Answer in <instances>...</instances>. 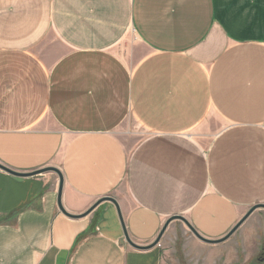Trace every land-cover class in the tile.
<instances>
[{"label":"crops","instance_id":"crops-1","mask_svg":"<svg viewBox=\"0 0 264 264\" xmlns=\"http://www.w3.org/2000/svg\"><path fill=\"white\" fill-rule=\"evenodd\" d=\"M0 164V264H264L189 226L264 203V0H0Z\"/></svg>","mask_w":264,"mask_h":264},{"label":"rangeland","instance_id":"rangeland-1","mask_svg":"<svg viewBox=\"0 0 264 264\" xmlns=\"http://www.w3.org/2000/svg\"><path fill=\"white\" fill-rule=\"evenodd\" d=\"M124 49L127 56L124 59L131 65H135L145 52V48L136 41L135 37H130L125 43ZM118 135L126 143L128 149L134 148L138 141H140L145 134L133 121L127 119L126 122L118 129ZM260 212H264V207L257 208Z\"/></svg>","mask_w":264,"mask_h":264},{"label":"water","instance_id":"water-1","mask_svg":"<svg viewBox=\"0 0 264 264\" xmlns=\"http://www.w3.org/2000/svg\"><path fill=\"white\" fill-rule=\"evenodd\" d=\"M0 167L1 168H3V169H5V170H7V171H9V172H11V173H13V174H15V175H20V176H24V175H28L27 173H21V172H17V171H15V170H12L11 168H9V167H7V166H5V165H3V164H0ZM60 174V179H61V184H60V192H59V205H60V207L63 209V207H62V204H61V188H62V184H63V177H62V174L61 173H59ZM108 199H111V200H114L113 198H109L108 197ZM259 207H264V203L263 204H257V205H255V206H253L252 208H250V210L247 212V214H245V216L228 232V234L226 235V236H224L223 238H221V239H217V240H210V239H207V238H205V237H203L200 233H198L197 232V230L196 229H194L191 225H189V223L187 222V220L184 218V217H182V216H175L174 218H180V219H183L185 222H187V224L190 226V228L193 230V232L199 237V238H201L202 240H204V241H207V242H210V243H216V242H220V241H223V240H225V239H227L228 237H230L238 228H239V226L246 220V218L255 210V209H257V208H259ZM168 223H169V221L167 222V224L164 226V228L162 229V231L160 232V234H159V236L157 237V239L155 240V243L154 244H156V243H158L159 241H160V239H161V236H162V234L164 233V231H165V229H166V227H167V225H168ZM125 232H126V230H125ZM126 238H127V240L128 241H130L134 246H136V247H143V246H139V245H137L136 243H134V242H132L131 240H130V238H129V236H128V234H127V232H126Z\"/></svg>","mask_w":264,"mask_h":264}]
</instances>
